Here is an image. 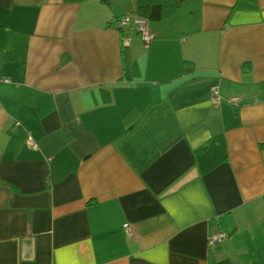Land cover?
Returning <instances> with one entry per match:
<instances>
[{
	"label": "crops",
	"instance_id": "obj_1",
	"mask_svg": "<svg viewBox=\"0 0 264 264\" xmlns=\"http://www.w3.org/2000/svg\"><path fill=\"white\" fill-rule=\"evenodd\" d=\"M135 5L0 0V264H264V0Z\"/></svg>",
	"mask_w": 264,
	"mask_h": 264
},
{
	"label": "built area",
	"instance_id": "obj_2",
	"mask_svg": "<svg viewBox=\"0 0 264 264\" xmlns=\"http://www.w3.org/2000/svg\"><path fill=\"white\" fill-rule=\"evenodd\" d=\"M119 28L124 32L122 34V44L124 46H128L130 44V30L133 28L137 31L138 35L141 37V39L144 41L146 45H148L152 39L154 38V32L150 28L149 20L145 16L137 15L134 18H132L131 14L127 13L124 15H121L117 18ZM0 80L2 81H10L8 78L0 77ZM216 92V100L218 101L219 95L217 90ZM231 101L234 104L240 103V97L239 96H233L231 97ZM27 143L29 145H34V140L32 136H28ZM124 227L128 232H131V227L129 224H125ZM226 234L224 232L217 233L215 235H212L210 237V242H214L217 240H221L224 238Z\"/></svg>",
	"mask_w": 264,
	"mask_h": 264
},
{
	"label": "trees",
	"instance_id": "obj_3",
	"mask_svg": "<svg viewBox=\"0 0 264 264\" xmlns=\"http://www.w3.org/2000/svg\"><path fill=\"white\" fill-rule=\"evenodd\" d=\"M183 0H136L135 11L149 20L161 19L171 14ZM213 264H230L228 259H222Z\"/></svg>",
	"mask_w": 264,
	"mask_h": 264
}]
</instances>
